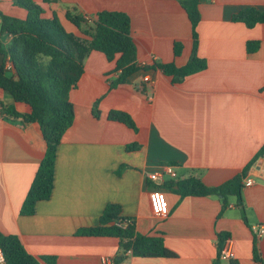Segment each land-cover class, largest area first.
Wrapping results in <instances>:
<instances>
[{
	"label": "crops",
	"instance_id": "0c3cea01",
	"mask_svg": "<svg viewBox=\"0 0 264 264\" xmlns=\"http://www.w3.org/2000/svg\"><path fill=\"white\" fill-rule=\"evenodd\" d=\"M33 1L45 18L57 15L78 36L82 32L68 20L69 13L87 18L89 25L103 11L127 14L138 63L149 68L111 88L118 78L116 62L90 53L70 93L75 119L58 149L53 194L37 203L33 215L21 211L47 144L38 124L0 116V233L17 236L41 264H47L44 258L54 264H214L219 234L228 235L236 254L234 261L221 264H264V234L252 230L264 227V175L252 173L264 158V24L249 28L233 20L245 8L263 10L264 0H199L198 56L207 67L180 83L153 66L181 68L192 57L193 30L182 0ZM0 12L19 19L28 15L13 0H0ZM10 40L0 33V66L9 62L1 50ZM248 42H258V49L248 52ZM145 76L150 83L143 82ZM0 101L31 112L1 88ZM97 102L99 117L94 115ZM111 111L129 114L136 130L111 121ZM250 163L246 178L254 184L242 192L246 220L236 197L229 198L222 214L218 197L182 198L163 188L165 182L190 176L216 187ZM168 166L175 169V179L166 176L159 184L147 178ZM155 188L166 194V218L152 212L149 194ZM112 204L134 222L137 234L162 238L177 257H127L120 238L85 235L84 230L100 225Z\"/></svg>",
	"mask_w": 264,
	"mask_h": 264
},
{
	"label": "trees",
	"instance_id": "16d2710c",
	"mask_svg": "<svg viewBox=\"0 0 264 264\" xmlns=\"http://www.w3.org/2000/svg\"><path fill=\"white\" fill-rule=\"evenodd\" d=\"M14 4L27 10L26 19H19L0 12V33L11 37L6 49L1 53L8 59L14 72L8 71L5 65L0 66V88L9 94L15 103L30 106L31 112L24 114L17 111L14 105L0 101V116L4 119L21 120L23 124L39 125L46 141L47 149L38 171L23 203L22 214L33 215L40 201L49 200L54 191L55 169L58 149L68 129L75 119L74 105L70 93L74 90L84 73V64L93 51L103 53L108 61L116 62L115 72L118 78L111 88L123 85L128 78L149 67L138 63L137 47L132 37L131 19L122 12L103 11L89 25L87 18L69 13L68 20L74 24L83 36L69 32L57 15L52 18L43 16V9L33 0H13ZM182 7L187 12L193 30V53L184 67L174 64H154L165 75L171 76L174 83L182 82L186 77L205 70L207 63L198 56L197 28L201 21L199 0H182ZM235 22H242L253 28L264 24V9L249 7L233 17ZM259 47L258 42H248V52L253 53ZM181 46L176 45V54ZM94 115L100 116L99 103L94 106ZM111 121H117L136 130L132 117L122 111H111ZM136 145L130 146L133 149ZM252 164L233 179L216 187L204 184L200 177L190 176L185 179L165 182L163 188L171 190L182 198L188 196L220 198L224 203L222 210L229 208L228 200L236 197L241 207V214L246 220L242 192L244 181ZM120 206L108 205L101 217L100 225L86 229L85 235L116 236L121 240L123 252L132 250L133 256L176 258V253L166 248L162 238L147 237L137 234L134 222L127 226L118 225L128 219L121 217ZM219 257L214 264H221L220 252L228 240L227 234L218 235ZM0 249L3 251L6 264H41L30 255L17 236L0 233ZM255 259L259 256L255 252ZM47 264H54L53 259L44 258Z\"/></svg>",
	"mask_w": 264,
	"mask_h": 264
},
{
	"label": "built area",
	"instance_id": "2783aa9c",
	"mask_svg": "<svg viewBox=\"0 0 264 264\" xmlns=\"http://www.w3.org/2000/svg\"><path fill=\"white\" fill-rule=\"evenodd\" d=\"M6 69L8 71H11L13 69V66H12L10 61L6 64ZM143 82L148 84L151 82V78L149 76H145L143 78ZM166 176H168L172 179H175L177 177L175 169L173 167L168 166L162 172L148 173L147 174V178L150 181L155 182V183H159V184L161 182H164L163 180L165 179ZM244 184L246 187H251L254 184V180L246 178L244 181ZM149 200H150L152 212L156 217L166 218L169 215V205H168V201H167V197H166L165 192L155 188L150 192ZM130 222H132V220L128 219L125 222H119L118 225L127 226ZM252 230L258 236H261L264 234V227L263 226H260V227L254 226L252 228ZM226 244H227V246L223 247V249L220 252V258L223 261H234L236 259V254H235V252L231 246L232 242L230 241V239H228L226 241ZM125 255L127 257L133 256L132 250L126 251ZM107 263L108 264H117L114 261H107ZM0 264H6V259H5L4 253L1 249H0ZM120 264H126V262H122Z\"/></svg>",
	"mask_w": 264,
	"mask_h": 264
},
{
	"label": "water",
	"instance_id": "95a60500",
	"mask_svg": "<svg viewBox=\"0 0 264 264\" xmlns=\"http://www.w3.org/2000/svg\"><path fill=\"white\" fill-rule=\"evenodd\" d=\"M252 173L255 175L260 174V176L264 175V158L258 161L257 165L252 169Z\"/></svg>",
	"mask_w": 264,
	"mask_h": 264
},
{
	"label": "rangeland",
	"instance_id": "374dc122",
	"mask_svg": "<svg viewBox=\"0 0 264 264\" xmlns=\"http://www.w3.org/2000/svg\"><path fill=\"white\" fill-rule=\"evenodd\" d=\"M223 264H229L228 262H224Z\"/></svg>",
	"mask_w": 264,
	"mask_h": 264
}]
</instances>
